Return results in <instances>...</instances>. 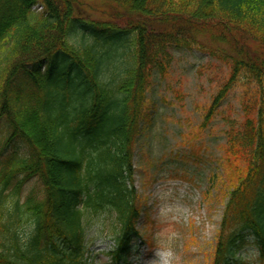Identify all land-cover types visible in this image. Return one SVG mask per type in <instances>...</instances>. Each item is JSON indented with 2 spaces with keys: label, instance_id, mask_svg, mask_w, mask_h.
I'll list each match as a JSON object with an SVG mask.
<instances>
[{
  "label": "trees",
  "instance_id": "1",
  "mask_svg": "<svg viewBox=\"0 0 264 264\" xmlns=\"http://www.w3.org/2000/svg\"><path fill=\"white\" fill-rule=\"evenodd\" d=\"M174 48L229 65L202 126L241 79L252 85L226 131L209 264H242L248 236L264 257V0H0V122L4 146L25 150L0 161V264H89L86 226L103 214L111 263L127 262L140 236L135 144L152 77ZM33 178L39 193L22 198Z\"/></svg>",
  "mask_w": 264,
  "mask_h": 264
},
{
  "label": "rangeland",
  "instance_id": "2",
  "mask_svg": "<svg viewBox=\"0 0 264 264\" xmlns=\"http://www.w3.org/2000/svg\"><path fill=\"white\" fill-rule=\"evenodd\" d=\"M38 4L37 10L41 11ZM96 17V16H94ZM172 62L163 75H154L147 91L141 132L134 150V187L141 209L127 262L149 264L160 234L175 231L180 264H209L219 228L229 169L223 166L226 131L244 117V103L252 85L241 79L228 93L211 122L202 126L207 107L226 80L229 65L198 49H172ZM8 128L0 122V161L13 151L25 153L22 144L4 146ZM3 148V153L1 154ZM35 178L22 187V198L39 193ZM162 208L173 214L191 211L187 221L162 223ZM111 219L93 215L86 226L89 264H112L108 251ZM28 232L27 225L22 226ZM242 264H264L260 245L248 236L238 254Z\"/></svg>",
  "mask_w": 264,
  "mask_h": 264
},
{
  "label": "clouds",
  "instance_id": "3",
  "mask_svg": "<svg viewBox=\"0 0 264 264\" xmlns=\"http://www.w3.org/2000/svg\"><path fill=\"white\" fill-rule=\"evenodd\" d=\"M191 215L192 213L190 210L182 214H173L170 209L162 208L159 213V219L162 223H169L172 221L181 222L187 221ZM178 238L179 233L175 231L160 234L157 237V244L149 264H180L181 257L175 246V242Z\"/></svg>",
  "mask_w": 264,
  "mask_h": 264
}]
</instances>
